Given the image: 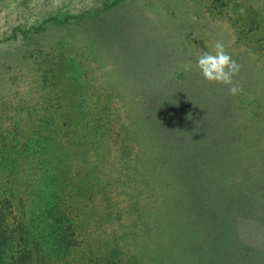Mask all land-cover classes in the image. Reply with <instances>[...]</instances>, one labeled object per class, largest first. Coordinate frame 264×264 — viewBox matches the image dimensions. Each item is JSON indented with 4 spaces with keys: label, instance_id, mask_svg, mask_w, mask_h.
<instances>
[{
    "label": "rangeland",
    "instance_id": "1",
    "mask_svg": "<svg viewBox=\"0 0 264 264\" xmlns=\"http://www.w3.org/2000/svg\"><path fill=\"white\" fill-rule=\"evenodd\" d=\"M0 264H264V0H0Z\"/></svg>",
    "mask_w": 264,
    "mask_h": 264
},
{
    "label": "clouds",
    "instance_id": "2",
    "mask_svg": "<svg viewBox=\"0 0 264 264\" xmlns=\"http://www.w3.org/2000/svg\"><path fill=\"white\" fill-rule=\"evenodd\" d=\"M196 67L208 83L226 86L230 95L236 96L242 91L235 80L241 66L220 43L215 44L213 51L203 52L197 58Z\"/></svg>",
    "mask_w": 264,
    "mask_h": 264
},
{
    "label": "trees",
    "instance_id": "3",
    "mask_svg": "<svg viewBox=\"0 0 264 264\" xmlns=\"http://www.w3.org/2000/svg\"><path fill=\"white\" fill-rule=\"evenodd\" d=\"M117 2H119V1H117ZM117 2H116V3H114V4H118ZM61 260H64V256L61 258ZM58 261H59V260H58ZM59 262H60V261H59Z\"/></svg>",
    "mask_w": 264,
    "mask_h": 264
}]
</instances>
